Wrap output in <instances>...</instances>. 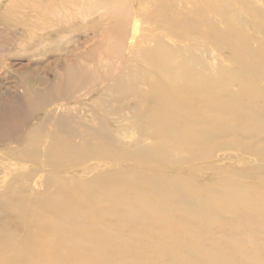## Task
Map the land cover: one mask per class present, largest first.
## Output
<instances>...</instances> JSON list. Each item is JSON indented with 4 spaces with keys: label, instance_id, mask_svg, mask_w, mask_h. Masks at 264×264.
<instances>
[{
    "label": "bare ground",
    "instance_id": "6f19581e",
    "mask_svg": "<svg viewBox=\"0 0 264 264\" xmlns=\"http://www.w3.org/2000/svg\"><path fill=\"white\" fill-rule=\"evenodd\" d=\"M15 1L10 0L5 8H16ZM36 1L41 8L47 2L53 4L51 13L58 14L66 12V3L89 10L93 1L101 0ZM130 4L131 10L111 0L101 1L100 7L113 8L115 15L99 16L114 25L105 30L98 46L87 51L85 61L59 63L50 83L34 77L31 70L13 76L21 93L0 118V153L4 154L0 156V264H235L231 255L242 257L244 248L229 243L227 257L221 243L208 252L201 246L188 247L199 242L190 237L226 226L227 221H213L220 215L236 222L232 216L245 214L264 224L263 190L248 188L238 180L224 183L218 179L203 192L185 186L182 178L169 177V156L174 151L183 154L176 165L181 166L212 155L216 139H235L237 134L264 136V114L249 103L264 96L242 95L246 102L237 105L235 115L227 107L216 115H207L202 108L199 112L202 95L210 91L200 93L195 86L205 85L208 90L235 81V75H225L220 69L216 78L201 73L198 58L169 48L167 40L181 41L187 36L176 31L177 21L185 22L184 31L196 30L197 23L184 20L183 13L172 15L165 0L149 7H143L142 0H130ZM125 13L133 19L137 15L147 19L157 34L150 32L135 40L137 22L128 39L133 43H126L128 28L120 21L126 19ZM210 35L204 32L205 37ZM237 46L241 45L230 44ZM257 56L264 64V52ZM251 75L245 74V79ZM253 86L242 89L256 92ZM85 99L91 100L88 108ZM115 114L120 121L129 117L133 122L132 131L124 129L135 133L130 145L118 139L119 133L118 143L110 140L114 130L121 128L116 122L108 126ZM232 141L235 146L239 143ZM203 148L208 150L202 152ZM113 165L121 167L109 171ZM153 172L157 174L154 179ZM174 211L185 223L178 236L182 247L164 239L165 228L174 224L170 217ZM109 228L119 232L113 236ZM245 247L250 253L243 264L264 261L256 255L257 248L249 243ZM192 248L199 250L193 255L189 251V256L181 254Z\"/></svg>",
    "mask_w": 264,
    "mask_h": 264
},
{
    "label": "rangeland",
    "instance_id": "374dc122",
    "mask_svg": "<svg viewBox=\"0 0 264 264\" xmlns=\"http://www.w3.org/2000/svg\"><path fill=\"white\" fill-rule=\"evenodd\" d=\"M142 1L144 2L143 7H149L152 6V2L158 0ZM165 1L170 6L172 15L183 13L187 17L184 20L197 23L196 30L184 31L183 23L185 22L177 21L173 25L174 28L180 35L186 33L187 36L186 39L182 38L181 41H178V39L176 41L167 40L169 48L174 49L175 53L180 50L184 52L185 56L190 55L198 58L203 66V69L200 67L202 69L200 70L201 73L210 74L216 78V71L220 69L219 71H225V75L228 73L235 75V81H228V84L224 82L219 84V86L214 85L209 87L208 90L202 87L205 85L195 86L200 93H202L201 91H210L202 95L204 102L197 105L200 108L199 112H201L202 108L208 112L207 115H216L221 107H227L231 108L230 110L233 114L237 112L235 109L238 108L237 105L239 103L246 102L241 99L242 95L250 93L256 97H259V95L264 96L263 79L259 83L254 81L255 77H264V64L262 63V58L257 56V52H264V0ZM8 2L10 0L0 1V118H2L1 115L4 110L11 109L9 105L17 102L16 98L21 93L19 88L14 85L13 76H18L24 70H31L34 77L44 78L46 83H50L54 79V72L59 68V63L61 65H70L73 60L83 62L88 55L87 51L101 43L103 35L106 33L105 30H109V26L112 27L114 23L103 20L100 16L109 12H113L111 16L115 15L113 8L108 6L100 7V3L96 1L92 2L93 8L89 10L86 9L87 6L81 8V3L78 4L81 9H77L72 3H66L63 5L66 12L62 11L58 12V14L51 13L54 6L53 4L49 5V2L45 3L44 7L41 8L36 0H16L12 4L16 7L13 10L10 9L11 7L5 8ZM60 2V0H56V4ZM111 2H114V5H118V7H122V9L129 7L131 10L130 0H111ZM31 8H38L36 10L37 13H32ZM110 13L108 14L109 16ZM123 18L126 19L120 21L127 25L128 28L126 43L131 42L128 39L131 38L133 26L135 27L137 22L138 28L135 27L133 29L135 40L139 41L150 32L157 34L153 24L140 15L133 19L131 14L127 15L125 13ZM205 31L211 35L205 37ZM159 36L163 39L162 33H159ZM232 42L241 46L231 48L230 44ZM100 51V49L97 50V52ZM248 51H253V53L251 52V55H249ZM189 65H192V63H189ZM247 73L252 74L250 80L245 79V74ZM240 81H242V84L238 83ZM253 83L254 89L256 90L257 88L256 92L242 89V87L246 88L247 85ZM255 83H258V85H255ZM42 87H46V85ZM216 91L218 92L216 93ZM94 98H96V95ZM90 101L89 99L85 101L87 108ZM263 101L262 98H258L252 99L249 103H253L251 106L264 114ZM77 110L79 111V108L75 110V113L79 114ZM126 112L128 113V111ZM124 118L128 119V121H120V116L118 117V114H115L112 117L113 121H109V127L115 125L113 122L121 125V128L117 130V127L114 130L113 138H110V140H115L118 143L116 134L119 133L122 137L118 139L123 144L130 145L136 137L135 133L124 132V129L132 131L133 122L129 117ZM223 121L226 125L229 124L225 119ZM233 138L238 140L239 143L236 142L238 145H234L235 141L233 142L232 140L235 139L231 137L228 139H216L214 140L216 148L213 149L212 155L206 159L188 162L181 166L176 165L178 164L177 160L183 154L179 151L172 152L169 156L172 161L171 166H169L171 167L169 177L172 180L182 178L185 186H190L193 190L201 189L203 192L209 189L210 185L218 179L224 183L238 180L248 188L264 191V136L247 137L237 134ZM113 145L116 146V143H113ZM257 145H260V150L253 148ZM207 150L203 148L201 151L205 152ZM0 156L4 157V154L0 153ZM119 167L121 166H109V171H114ZM156 176V172H153V179ZM219 191L222 193L224 189L219 188ZM159 217L166 218L167 215L161 214ZM170 217H173L174 224L169 223L165 228L164 239L169 242V245L174 242L178 247H182L179 244L180 238L178 236L181 233V225L185 223L180 220L181 217L176 211L171 212ZM232 217L237 221L229 220V217L224 215L214 218L213 221H227V225L220 229L214 228L211 234L199 233L198 231L199 234L196 236L192 235L190 239L195 237L199 242L194 241L188 247L201 246L204 251L208 252L209 248H215L216 244L221 243L220 249H223L227 253V257H229L231 253L228 251L230 248L229 243L237 244L239 245L238 247L244 248L241 252L243 253L242 257L231 255V261L235 262V264H243L249 259L247 253H250V251L245 247L249 243L250 247L257 248L256 255L263 259L264 224L257 218L245 214ZM109 230L113 231V236L115 235L114 232H119L115 228H109ZM125 235L126 232H123L122 236H124V239L127 238ZM155 238L156 235H151V239ZM120 245L122 244H116L115 246ZM198 250L194 248L183 249L181 254L185 256L183 252H188L189 256L190 253L191 255L196 254ZM210 251L214 252L213 250ZM186 258L190 260L189 257ZM192 260H194L193 257ZM261 264H264V261Z\"/></svg>",
    "mask_w": 264,
    "mask_h": 264
}]
</instances>
